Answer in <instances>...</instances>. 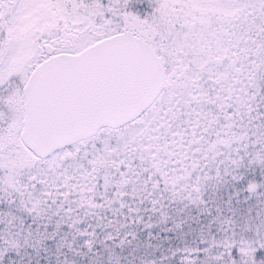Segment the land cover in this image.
<instances>
[{
	"label": "snow or ice",
	"instance_id": "6c2138e0",
	"mask_svg": "<svg viewBox=\"0 0 264 264\" xmlns=\"http://www.w3.org/2000/svg\"><path fill=\"white\" fill-rule=\"evenodd\" d=\"M0 264H264V0H0Z\"/></svg>",
	"mask_w": 264,
	"mask_h": 264
}]
</instances>
